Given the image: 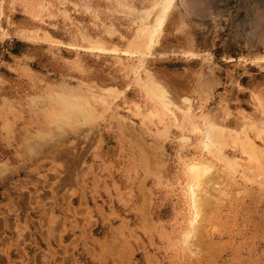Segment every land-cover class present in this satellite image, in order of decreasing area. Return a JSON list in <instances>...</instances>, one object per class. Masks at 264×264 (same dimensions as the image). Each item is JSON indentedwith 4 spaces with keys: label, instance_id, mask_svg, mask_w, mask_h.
Instances as JSON below:
<instances>
[{
    "label": "rangeland",
    "instance_id": "374dc122",
    "mask_svg": "<svg viewBox=\"0 0 264 264\" xmlns=\"http://www.w3.org/2000/svg\"><path fill=\"white\" fill-rule=\"evenodd\" d=\"M77 151L154 264H264V0H0V159Z\"/></svg>",
    "mask_w": 264,
    "mask_h": 264
},
{
    "label": "crops",
    "instance_id": "0c3cea01",
    "mask_svg": "<svg viewBox=\"0 0 264 264\" xmlns=\"http://www.w3.org/2000/svg\"><path fill=\"white\" fill-rule=\"evenodd\" d=\"M78 151L67 152L69 168L65 158L0 159V264L155 263L138 232L137 202L90 191L86 152Z\"/></svg>",
    "mask_w": 264,
    "mask_h": 264
},
{
    "label": "bare ground",
    "instance_id": "6f19581e",
    "mask_svg": "<svg viewBox=\"0 0 264 264\" xmlns=\"http://www.w3.org/2000/svg\"><path fill=\"white\" fill-rule=\"evenodd\" d=\"M163 3H164V2H163ZM166 3H167V2H166ZM164 4H165V3H164ZM157 18H159V16H158ZM160 18H161V17H160ZM161 20H162V18H161ZM158 22H159V19H157L156 23H158ZM159 23H160V22H159ZM155 30H156V29H155ZM154 32H155V31H154ZM152 34H153V32H152ZM157 93H158V92H157ZM159 93H160V92H159ZM161 93H162V92H161ZM158 95H159V94H158ZM158 95H157V96H158ZM160 95H161V94H160ZM160 95H159V96H160ZM63 152L65 153L66 151H63ZM117 244H118V243H117Z\"/></svg>",
    "mask_w": 264,
    "mask_h": 264
}]
</instances>
